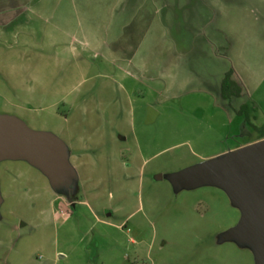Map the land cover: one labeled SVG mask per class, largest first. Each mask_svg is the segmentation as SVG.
Returning a JSON list of instances; mask_svg holds the SVG:
<instances>
[{"label":"rangeland","instance_id":"obj_1","mask_svg":"<svg viewBox=\"0 0 264 264\" xmlns=\"http://www.w3.org/2000/svg\"><path fill=\"white\" fill-rule=\"evenodd\" d=\"M245 6V0H30L24 28L0 30V115L36 135L60 136L70 148L63 142L61 159L76 168L60 177L54 151L0 158V264H256L251 240L219 236L239 218L228 194L216 185L177 182L187 168L264 135V106L256 108L245 93L220 94L221 78L233 69L230 40L248 33ZM127 24L143 40L135 58L121 44ZM81 32L91 42L109 34L118 65L136 76L127 77L125 93L79 96L86 105L110 102L98 134L105 139L92 123L70 127L69 138L63 134L69 125L59 122L68 114L59 99L80 79L72 76V56L98 66L109 55L106 44L97 45L99 52L78 48L74 35ZM242 104L248 120L236 113ZM148 111L156 118L145 124ZM117 116L127 136L121 142L111 136Z\"/></svg>","mask_w":264,"mask_h":264},{"label":"crops","instance_id":"obj_2","mask_svg":"<svg viewBox=\"0 0 264 264\" xmlns=\"http://www.w3.org/2000/svg\"><path fill=\"white\" fill-rule=\"evenodd\" d=\"M232 2H236V0H231ZM29 3L30 0H0V30L3 31H18L24 27L25 18L23 17L24 14L29 9ZM245 18H246V31H248L246 38H243V36H234V38H231L230 40V47H229V58L232 63V67L234 70L232 78L240 84L242 87V93L246 94L248 98H250L254 103L256 108H258L260 105L264 106V0H245ZM80 27H77L76 30L80 31H87L90 29H95L93 25H77ZM129 26V27H127ZM125 26L124 30L129 31L128 37H124V42L122 46H129V50L131 53V58L136 57V52L139 50V46L142 44V36L139 32H137L138 27H135V25L127 24ZM108 28V27H107ZM102 29V28H98ZM249 31H256V33L249 34ZM258 32V33H257ZM16 34V32H15ZM81 35H74L75 40L78 41V48L82 50H86L88 48H92L91 50L95 49L98 51V47H103L104 44H106L105 52L109 55H104L103 61L106 62L101 63L98 66H94L91 62L87 59L79 60L77 57H73L72 60H75L74 68L75 72L72 73V76L80 77L79 81H75L74 84L72 82V86L70 87L67 92L63 96L60 97V104H64L65 107L68 108V114L67 116L61 118L59 121L62 125L65 126V124L69 125V128L65 129V132L63 134L72 133L70 127H73L74 125H90L91 123L93 125H96L95 135H97V138H103L105 139V133L104 135H98L101 131L102 127H105L104 124V117L107 113L108 103L105 101H101V99L95 101V104L86 105V96L90 94H101L105 91H111V92H126L127 86H126V80L127 77H131L133 80L136 78L135 74L133 72L128 73L124 68H121L120 65H118V61H120L118 50H114L110 48L109 46L113 45L110 40L108 39L109 34L104 35L101 33V35L97 37L96 42L89 40L88 36L89 33L81 32ZM126 35V34H125ZM93 36V35H91ZM119 40H122L119 38ZM125 40H128L127 42ZM106 42V43H105ZM126 42V43H125ZM97 43L96 46H90L89 44ZM61 45V44H59ZM72 46V45H70ZM236 47L238 48V54L236 52ZM69 48V46L67 47ZM100 50H102L100 48ZM69 51V49H68ZM103 51V50H102ZM99 52V51H98ZM114 52V53H113ZM110 54L111 57H110ZM126 57V56H125ZM117 58V59H116ZM122 60H124L123 57H121ZM110 61H112L113 65H110ZM79 62L81 65V68L79 66ZM242 62L244 64H242ZM109 66L112 68L110 69ZM81 69V70H80ZM84 69V70H83ZM99 78V80H97ZM96 79V80H95ZM222 79V78H221ZM135 87V86H132ZM130 89V88H129ZM75 93V99H68L70 95ZM86 95L79 98L80 95ZM220 94H221V84H220ZM256 94L258 96H256ZM262 97V99H261ZM253 98V99H252ZM255 98V99H254ZM114 104L120 105V101L118 99H113ZM123 107V106H122ZM255 108V109H256ZM238 109V108H237ZM236 109V110H237ZM237 113V112H236ZM95 115L96 118H90L89 116ZM126 115V111H123L122 119H124ZM156 118V113L153 111H148V117L145 121V124L152 123ZM117 121H115L119 125L120 117L117 116ZM129 120L130 124L133 125L135 123V108L130 107L129 108ZM122 121V120H121ZM114 121H112L113 123ZM129 122V121H128ZM109 123V121H108ZM123 130L118 126V130H116L115 135H111L113 140L121 142L126 139V134L122 132ZM46 134V133H44ZM50 139L54 142V157H56V161L58 162V166L56 169L64 170L66 171L67 165L64 163L60 156V150L62 149V145L65 143L64 140L52 132V134H47ZM68 138V139H69ZM87 138V137H86ZM264 137H258L250 141L241 142L234 146L229 147L228 149L224 150L221 155L225 156L230 151L243 146L248 143H252L253 141L260 140ZM98 140V139H97ZM60 142V145H59ZM64 142V143H63ZM62 143V144H61ZM67 146V144L65 143ZM120 149V148H119ZM67 151L70 152L69 146H67ZM70 155V153H69ZM210 157V156H208ZM218 157H222L219 156ZM70 167H67V170L75 171L76 168L72 165V163L69 162ZM139 173V171H138ZM160 177V176H158ZM63 178V177H62ZM61 178V181L63 179ZM228 200H231L228 198ZM232 201V200H231ZM230 202L231 206L236 208L239 211V218L236 221L234 225L229 227L228 229L222 231L223 234L219 233V236H221L222 240H236L234 238L226 239L224 238L225 234L233 228L239 221L241 212L239 208L233 203ZM108 216L110 215L107 214ZM251 252L253 262H254V256L253 251L249 250ZM254 264V263H253Z\"/></svg>","mask_w":264,"mask_h":264},{"label":"water","instance_id":"obj_3","mask_svg":"<svg viewBox=\"0 0 264 264\" xmlns=\"http://www.w3.org/2000/svg\"><path fill=\"white\" fill-rule=\"evenodd\" d=\"M52 151L54 142L47 134L36 135L16 118L0 115V158L25 152L49 157ZM39 161L33 160L45 170V162ZM177 182L188 188L203 184L221 187L241 212L238 223L224 238L251 240L255 263L264 264V138L187 168L179 173Z\"/></svg>","mask_w":264,"mask_h":264},{"label":"trees","instance_id":"obj_4","mask_svg":"<svg viewBox=\"0 0 264 264\" xmlns=\"http://www.w3.org/2000/svg\"><path fill=\"white\" fill-rule=\"evenodd\" d=\"M234 70L230 68L228 71L225 72L222 81H221V95L225 99H230L232 96H240L242 93V87L239 83H237L233 78ZM247 105L242 104L237 110V114L239 115H245V120H248L247 118ZM255 127V126H254ZM256 128V127H255ZM261 137H264L262 135Z\"/></svg>","mask_w":264,"mask_h":264}]
</instances>
